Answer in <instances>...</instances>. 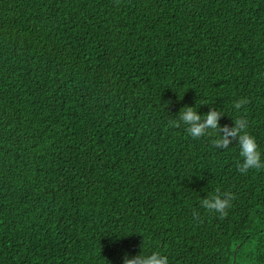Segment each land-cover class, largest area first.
<instances>
[{"label": "trees", "instance_id": "obj_1", "mask_svg": "<svg viewBox=\"0 0 264 264\" xmlns=\"http://www.w3.org/2000/svg\"><path fill=\"white\" fill-rule=\"evenodd\" d=\"M185 105L264 151V0H0V264H264V169Z\"/></svg>", "mask_w": 264, "mask_h": 264}, {"label": "clouds", "instance_id": "obj_2", "mask_svg": "<svg viewBox=\"0 0 264 264\" xmlns=\"http://www.w3.org/2000/svg\"><path fill=\"white\" fill-rule=\"evenodd\" d=\"M246 103L245 100L234 102V108L239 110ZM224 114L221 108H211L208 112L201 114L198 106H183L175 116L176 124L186 126L187 133L194 139L211 137L213 146L219 149H229L233 140L234 146L238 149L240 159L237 161V169L241 173H247L251 169H264V151L257 143L255 136L249 131V122L246 117L238 116L234 119V125L221 126L220 117ZM213 194L201 201L202 206L207 210H215L221 217L228 215L232 207L234 195L225 191L223 195ZM227 197V198H226ZM123 264H170L169 257L161 251H147L142 245V251L136 255L127 252L123 256ZM241 264H255L254 259L242 258Z\"/></svg>", "mask_w": 264, "mask_h": 264}]
</instances>
